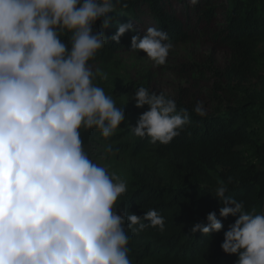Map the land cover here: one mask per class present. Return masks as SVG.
<instances>
[{
	"label": "clouds",
	"instance_id": "obj_1",
	"mask_svg": "<svg viewBox=\"0 0 264 264\" xmlns=\"http://www.w3.org/2000/svg\"><path fill=\"white\" fill-rule=\"evenodd\" d=\"M127 6L123 0H0V264H132L126 220L139 225L136 231L149 226L142 220L164 229L155 209L143 217L114 210L127 185L89 158L80 137L81 128H95L109 138L126 120L124 108L93 83L99 69L94 73L89 61L106 40L119 44L128 30L137 31L118 23L108 37L95 27L102 20L107 29L110 13ZM65 32L68 42L61 39ZM172 47L165 31L148 27L143 37L132 36L130 50L163 65ZM131 99L149 106L131 128L151 143L168 144L190 122L189 111H178L163 92L141 86ZM193 111L207 114L202 101ZM226 192L221 181L214 195L220 216L237 218L224 232L222 250L237 254L236 264H264V212L245 211ZM207 221L191 232L211 235L224 227L215 211Z\"/></svg>",
	"mask_w": 264,
	"mask_h": 264
},
{
	"label": "trees",
	"instance_id": "obj_2",
	"mask_svg": "<svg viewBox=\"0 0 264 264\" xmlns=\"http://www.w3.org/2000/svg\"><path fill=\"white\" fill-rule=\"evenodd\" d=\"M127 7H117L108 37L117 31L118 23H132L137 30H128L120 43L106 40L89 64L106 59L110 54L131 49V38L143 37L148 27L165 31L173 45L185 44L195 38L208 39L216 45L231 47L238 56V74L250 70L253 56L262 43L264 57V5L256 1L198 0L193 7L189 0H123ZM102 20L95 27L101 28ZM70 33L61 34L68 42ZM70 46V45H69ZM141 53H145L141 50ZM236 65L233 64V67ZM233 67L231 71L233 70ZM177 110L189 111L190 122L168 144L151 143L150 137H139L132 150V181L130 189L116 201L118 214L135 213L143 217L155 209L164 218V229L149 225L136 231L139 225L124 229L129 237L128 255L132 264H236L237 254H226L221 243L228 225L237 217L220 216L221 202L215 197L218 186L212 171L222 169L221 177L227 186L226 195L244 203V210L251 212L264 206V166L249 168L243 153L237 147L251 143L246 115L256 100L246 98L243 105L234 104L229 98L214 110L205 109L203 117L193 108L196 102L183 96L173 98ZM264 163V162H263ZM215 211L224 227L220 232L204 235L193 234L195 223L207 224V215Z\"/></svg>",
	"mask_w": 264,
	"mask_h": 264
},
{
	"label": "rangeland",
	"instance_id": "obj_3",
	"mask_svg": "<svg viewBox=\"0 0 264 264\" xmlns=\"http://www.w3.org/2000/svg\"><path fill=\"white\" fill-rule=\"evenodd\" d=\"M222 1L228 2L229 5L233 2ZM254 1L258 5H264V0ZM99 29L106 33V30ZM106 35L108 36L107 33ZM262 50L261 43L253 56L250 70L244 68L243 75L236 72L239 60L231 47L213 44L202 37L185 44L173 45L163 65H156L146 53L129 49L114 52L106 59L94 60L90 65L94 73L99 69V74L95 76L93 83L112 97L117 108H124L126 120L109 138H104L95 128H81L80 137L86 154L94 163L106 168L110 176L114 174L124 181L127 185L126 192L130 189L132 150L139 139L131 126H136L139 116L149 110L147 105L143 108L137 107L131 97L134 96L136 88L143 86L150 91L163 92L172 99L183 96L196 103L202 101L209 111L221 104H227L230 97L234 99L236 105H243L246 98L256 100V107L251 106L246 115L252 142L237 148L243 153L245 166L262 169L264 166ZM103 74L107 75V79L102 78ZM108 146H111V152L106 151ZM221 171L220 168L212 171L218 184L223 181ZM255 212H264V206Z\"/></svg>",
	"mask_w": 264,
	"mask_h": 264
}]
</instances>
